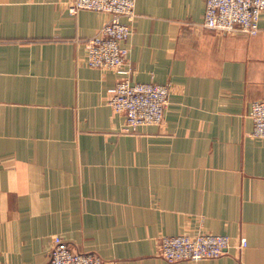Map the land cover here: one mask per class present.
Instances as JSON below:
<instances>
[{
    "label": "crops",
    "instance_id": "crops-1",
    "mask_svg": "<svg viewBox=\"0 0 264 264\" xmlns=\"http://www.w3.org/2000/svg\"><path fill=\"white\" fill-rule=\"evenodd\" d=\"M71 2L0 0V264H48L55 237L104 264H264V14L250 38L206 28V0H137L127 68L172 93L163 126L123 134L122 77L86 62L110 16ZM201 233L248 246L160 257Z\"/></svg>",
    "mask_w": 264,
    "mask_h": 264
},
{
    "label": "built area",
    "instance_id": "built-area-1",
    "mask_svg": "<svg viewBox=\"0 0 264 264\" xmlns=\"http://www.w3.org/2000/svg\"><path fill=\"white\" fill-rule=\"evenodd\" d=\"M137 0H72L73 15L88 10L107 14L110 20L97 37L86 43V62L91 68L109 70L122 79L109 91V106L125 116L123 134H135L140 127L163 126L172 88L170 85L137 83L127 68L125 43L133 34ZM264 0H206L205 26L221 34H243L254 38L260 34ZM124 20H127L125 22ZM254 129L252 136L264 140V98L253 102L249 114ZM246 241L233 245L224 235L197 234L166 236L160 240V257L170 263L211 261L242 251ZM48 264H104L96 253L75 250L61 237H55Z\"/></svg>",
    "mask_w": 264,
    "mask_h": 264
}]
</instances>
